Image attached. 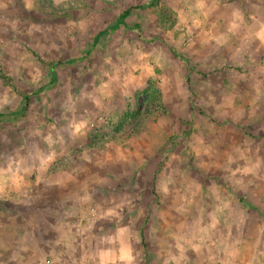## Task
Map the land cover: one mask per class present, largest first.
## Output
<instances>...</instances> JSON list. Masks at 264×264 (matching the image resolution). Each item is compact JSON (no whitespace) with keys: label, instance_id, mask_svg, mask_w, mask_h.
Wrapping results in <instances>:
<instances>
[{"label":"rangeland","instance_id":"obj_1","mask_svg":"<svg viewBox=\"0 0 264 264\" xmlns=\"http://www.w3.org/2000/svg\"><path fill=\"white\" fill-rule=\"evenodd\" d=\"M152 1L0 0V264H100L122 220L125 264H175L161 230L264 264V0Z\"/></svg>","mask_w":264,"mask_h":264},{"label":"crops","instance_id":"obj_2","mask_svg":"<svg viewBox=\"0 0 264 264\" xmlns=\"http://www.w3.org/2000/svg\"><path fill=\"white\" fill-rule=\"evenodd\" d=\"M123 24V22L121 23ZM117 26H119L120 24L117 22L116 23ZM114 26V25H113ZM248 33L252 34L253 38H257L256 36V32H253L252 29L248 31ZM259 35H262V33H257ZM260 38V36H258ZM264 38V36H263ZM87 53V52H86ZM89 53V52H88ZM256 43H254L253 45V50L252 53L249 52V55L251 57H253L252 59L254 60V57L256 56ZM88 55V54H87ZM249 56V57H250ZM173 57L175 58H179L180 56L173 52ZM74 61V60H71ZM69 62V61H67ZM76 62V61H74ZM70 63V62H69ZM184 77L181 76V78H179V82L180 85L185 82L187 80L188 82V78L186 79L187 75H183ZM178 80V77L177 79ZM168 194H171L172 198H175L177 200H181L179 201V206L183 208V210H187L188 209H192L193 211V216L191 219L194 218L193 222L194 224L196 222L201 223L202 221H206V219L209 217L211 212V208L208 206H205V203L203 204L201 201H197L198 196L201 198V195H198V193H195V195H193L192 192L190 191H183V192H175V191H171V193L168 192ZM180 198V199H178ZM184 200V201H183ZM197 202L199 203L197 206H192V202ZM182 204V205H181ZM181 211H178V209H173V211L171 212L172 216H173V229H171V224H169L167 231L173 230V231H179V230H186L185 226H183L181 228V223H177V222H181L180 219L178 218L177 214H180ZM195 214H197V216H195ZM195 217H197L198 219H195ZM141 226L140 228H143V222H140ZM135 227H137L135 225ZM135 227H132V225L130 226L129 223L127 224V222L125 220H122L119 222V224L117 225L116 223H113V225L109 228V233L108 231L105 233L104 238L101 239V243H106L107 246L105 247V249H102L100 251L99 257L98 259L100 260L99 263L103 264V263H108V264H125L127 262V260L130 259V257L132 255H129V252H127V245H131V244H135L136 246H138L140 244V240L138 238V234L136 235L135 233H131V230H134ZM156 227V228H160ZM192 228V227H191ZM197 229H206V230H212L213 233H215L216 231H218V229L213 226V225H206V224H200V226L196 227ZM176 232H174L173 234L171 233H167L164 235V232L161 230L158 232L157 237L158 239L162 238V239H166L168 241L169 244H172L175 249V252L173 253L175 256V260L176 263L175 264H179V262H181L179 259L181 257H179V253L181 251H185L183 252V254L187 257L189 256V260L190 261H199V264H220V262H223V264H228L230 261L234 260V263L237 262L238 264H248V263H255V252H254V248H252V256H250L251 252L249 249L250 247L247 248L246 251L244 250H240V243L237 242V240H229V241H220L219 243H214L213 241L211 242H207V243H203V245H200L194 249L188 248L186 247V245L184 244V242H181L178 237L177 234L175 235ZM217 233V232H216ZM128 241V242H127ZM141 241H143V239H141ZM133 244V245H134ZM179 246L184 247V249L182 250L181 248H179ZM229 246V247H228ZM247 246H250V241H248ZM256 246V242L255 240H251V247ZM230 248V250L228 252H226L225 249ZM186 249V250H185ZM129 251L131 249H128ZM197 255V256H196ZM196 256V257H195ZM229 258H231V260H229ZM187 259V260H188ZM186 261V260H185ZM183 261V262H185Z\"/></svg>","mask_w":264,"mask_h":264},{"label":"trees","instance_id":"obj_3","mask_svg":"<svg viewBox=\"0 0 264 264\" xmlns=\"http://www.w3.org/2000/svg\"><path fill=\"white\" fill-rule=\"evenodd\" d=\"M142 8H144V9L150 8V9H153V11L156 12V14L158 16V19H159V26L161 25V27H166L165 24H167L169 21H170L169 27H171V25H173L172 19L169 18L170 14H171V17L173 16V14L169 12L168 8H164V7L160 6V2L158 0L152 1V2L148 3L145 6H142ZM128 14H129L128 11L122 13L119 16L118 23L121 24L123 22V20L127 17ZM115 27L116 26H114L113 28H115ZM99 35H101V34H99ZM98 36L95 37V39H94L95 42H96V40H98V38H99ZM171 52L173 53L172 50H171ZM87 54H88V52L85 53V55H87ZM69 62L71 63V62H74V61H69ZM21 111H22V109H21Z\"/></svg>","mask_w":264,"mask_h":264},{"label":"built area","instance_id":"obj_4","mask_svg":"<svg viewBox=\"0 0 264 264\" xmlns=\"http://www.w3.org/2000/svg\"><path fill=\"white\" fill-rule=\"evenodd\" d=\"M55 261L56 260H53V259H44V260H41L38 264H56Z\"/></svg>","mask_w":264,"mask_h":264}]
</instances>
